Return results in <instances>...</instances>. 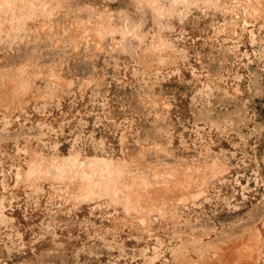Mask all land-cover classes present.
I'll return each mask as SVG.
<instances>
[{
  "label": "rangeland",
  "instance_id": "1",
  "mask_svg": "<svg viewBox=\"0 0 264 264\" xmlns=\"http://www.w3.org/2000/svg\"><path fill=\"white\" fill-rule=\"evenodd\" d=\"M0 264H264V0H0Z\"/></svg>",
  "mask_w": 264,
  "mask_h": 264
}]
</instances>
